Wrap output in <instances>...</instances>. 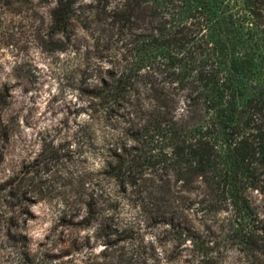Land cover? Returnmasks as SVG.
Wrapping results in <instances>:
<instances>
[{
  "label": "trees",
  "instance_id": "trees-1",
  "mask_svg": "<svg viewBox=\"0 0 264 264\" xmlns=\"http://www.w3.org/2000/svg\"><path fill=\"white\" fill-rule=\"evenodd\" d=\"M76 21L95 58L79 70L78 153L98 161L78 176L83 225L113 233L125 199L175 230L180 191L212 212L229 194L254 219L246 190L264 189V0H54L53 33ZM181 101L201 112L195 124L177 118ZM20 180L0 184L9 209L27 199ZM9 239L17 261L36 264L24 236Z\"/></svg>",
  "mask_w": 264,
  "mask_h": 264
},
{
  "label": "rangeland",
  "instance_id": "rangeland-1",
  "mask_svg": "<svg viewBox=\"0 0 264 264\" xmlns=\"http://www.w3.org/2000/svg\"><path fill=\"white\" fill-rule=\"evenodd\" d=\"M53 4L0 0V184L17 176L27 192L25 203L13 209L0 193V264H24L10 235L26 238L24 249L36 264H264V189L246 190L254 219L229 194L212 212L203 211L196 192L180 191L171 202L175 230L125 199L111 221L113 233L105 234L96 220L83 225L78 176L98 161L78 153L86 79L79 70L95 58L77 21L53 33ZM200 116L180 102L179 120L191 126ZM198 239L205 253L198 251Z\"/></svg>",
  "mask_w": 264,
  "mask_h": 264
}]
</instances>
